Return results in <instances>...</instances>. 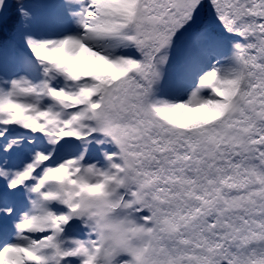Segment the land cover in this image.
Segmentation results:
<instances>
[{
    "label": "snow or ice",
    "instance_id": "1",
    "mask_svg": "<svg viewBox=\"0 0 264 264\" xmlns=\"http://www.w3.org/2000/svg\"><path fill=\"white\" fill-rule=\"evenodd\" d=\"M0 264H264V0H0Z\"/></svg>",
    "mask_w": 264,
    "mask_h": 264
}]
</instances>
